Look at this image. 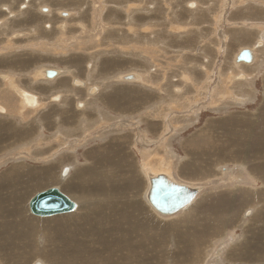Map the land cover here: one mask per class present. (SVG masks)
<instances>
[{
	"label": "rangeland",
	"instance_id": "374dc122",
	"mask_svg": "<svg viewBox=\"0 0 264 264\" xmlns=\"http://www.w3.org/2000/svg\"><path fill=\"white\" fill-rule=\"evenodd\" d=\"M59 10H68V16L59 15ZM1 20L0 73L10 75L15 88L37 98L34 108L24 105L14 88L0 79V105L5 110L0 112V264H71L65 256L73 255L62 250L56 252L58 260L50 259L54 247L50 237L46 241L39 233L42 222L37 220L68 214L77 207L50 216L34 215L28 208L30 198L48 187H58L76 206L82 197H92L89 201L98 209L104 198L128 200L125 208L135 211L131 223L153 228L145 242L134 241L135 260L130 264H264V258L243 261L238 254L245 242H255L254 231L264 242V221L256 218L264 211V179L247 170L248 165L251 171L258 169L254 162L232 160L222 149L230 129L226 120L264 114V0H0ZM62 23L63 29L58 27ZM144 27L149 30L141 31ZM46 37L54 42L49 49L43 45ZM76 37L81 44H72ZM38 38L41 44L35 49L31 44ZM243 47L253 49V65L234 63V55ZM107 65L115 68L104 70ZM42 67L56 68L60 75L50 80L33 77ZM240 69L250 85L233 77ZM130 70L141 72L146 85L116 81L117 72ZM85 84L92 85L91 94L97 95L87 96ZM12 105L17 108L11 110ZM159 120L166 132L154 136L146 131L147 123ZM157 124L155 133L161 131ZM204 131V145L190 141H198ZM130 137L133 145L128 144ZM144 138L148 144L142 147ZM143 148L157 154L153 163L159 161V169L154 172L174 174L176 181L195 186L189 205L172 215L159 214L150 206L145 199L149 170L141 163L148 160ZM196 163L207 169H197ZM239 164L245 168L239 169ZM63 167L68 172L71 167L65 179L60 175ZM52 178L53 183H48ZM64 182L83 191L68 192ZM242 191L246 196L262 194L250 199ZM221 206L227 215L238 209L235 222L218 229L197 254L191 252L180 262L172 253L181 241L196 236L187 222L195 218L193 226L199 228L213 217L212 212H221ZM150 221L157 227H150ZM227 248L236 251L235 258L227 260ZM82 250L86 253L76 248L81 254L76 264H97L95 256L86 257L88 248Z\"/></svg>",
	"mask_w": 264,
	"mask_h": 264
},
{
	"label": "bare ground",
	"instance_id": "6f19581e",
	"mask_svg": "<svg viewBox=\"0 0 264 264\" xmlns=\"http://www.w3.org/2000/svg\"><path fill=\"white\" fill-rule=\"evenodd\" d=\"M126 1V0H125ZM205 2V1H204ZM114 4V3H113ZM139 4V3H138ZM97 5V4H96ZM186 5V4H185ZM189 6L192 7L191 2L189 3ZM5 8V7H4ZM48 8V7H47ZM142 8V7H141ZM150 8V7H149ZM7 9V8H6ZM138 9V8H137ZM8 10V9H7ZM48 10V9H47ZM46 10V11H47ZM50 10V9H49ZM139 10V9H138ZM150 10V9H149ZM41 11H44L41 7ZM45 11V12H46ZM193 11V10H192ZM34 15V14H33ZM59 15L61 16H68V12H63V11H59ZM30 17V16H29ZM138 17V16H136ZM197 17V16H196ZM128 18V17H127ZM143 18V17H142ZM137 19V18H136ZM65 21V20H64ZM139 21V20H138ZM17 22V21H16ZM134 22V21H133ZM132 23V22H131ZM81 25V24H80ZM37 27V26H36ZM58 27H61L62 29L65 27L64 24L59 25ZM181 27V26H180ZM84 28V26H83ZM178 28V27H177ZM176 28V30H177ZM179 29V28H178ZM8 30V29H7ZM117 30V29H116ZM63 31V30H62ZM142 31V30H141ZM137 33V32H136ZM140 35V34H139ZM89 38V37H88ZM151 38V37H150ZM153 38V37H152ZM153 40V39H152ZM82 41V40H81ZM74 42V41H73ZM92 42V41H90ZM95 43V41H94ZM93 43V44H94ZM69 44V43H68ZM76 44V43H75ZM260 44V43H259ZM243 48H247V47H243ZM241 48V49H243ZM254 48V47H253ZM240 49V50H241ZM253 58L250 62H244V61H237L236 60V56L239 53V51L236 53V55H234L233 57V61L234 63L237 64H249V65H253L255 63L254 60V53H253V49L249 48ZM119 50V49H118ZM141 53V52H140ZM257 53V52H256ZM92 55H90L91 57ZM94 56V55H93ZM256 56V55H255ZM73 57V56H72ZM257 57V56H256ZM83 58V57H82ZM30 60V59H28ZM254 60V62H253ZM57 61V60H56ZM4 62V61H3ZM69 62V61H68ZM112 62V61H111ZM241 62V63H240ZM253 62V63H252ZM8 63V62H7ZM19 64L24 65L25 61L22 59H19L18 61ZM34 64V63H33ZM27 65V64H26ZM90 65V64H88ZM197 65V64H196ZM117 66V65H116ZM242 66V65H241ZM241 66H236V67H241ZM7 67V66H6ZM27 67V66H26ZM22 69V67H19V69ZM25 68V67H23ZM73 68V67H72ZM109 68V67H108ZM204 68V67H203ZM206 68V67H205ZM235 68V67H234ZM246 68V67H245ZM46 69H52L56 71V74L52 77H48L45 74V70ZM63 69V68H62ZM111 69V68H110ZM31 70V69H30ZM105 70V69H104ZM67 72V71H65ZM242 70L240 69L238 71V73H236V75H234L233 77L235 78V80L237 79H243V80H248V76L247 79L244 75V73H241ZM58 71L55 68H51V67H42L41 69H39L37 72H35L33 77H40L42 79H53L56 76H58ZM128 73H133L135 74L136 78L132 79V80H128V79H124L123 75L128 74ZM190 73V71H189ZM65 74V73H64ZM141 74V72H140ZM139 73L135 72V71H124V73H119L118 75H115V79L116 81L119 82H126V83H134L135 81L137 82H141L142 84H145V80H143V76L140 75ZM60 75V73H59ZM193 76V75H192ZM232 77V78H233ZM31 78V77H30ZM39 78V79H40ZM231 78V80H232ZM0 79H2L5 83V85H9L12 90L14 88L13 91H16L22 98V103L26 106H33L34 104H36V95L26 91L22 88H15L11 82V77L8 74H4V73H0ZM72 79V78H71ZM75 78L73 77V80ZM186 80V77H185ZM229 80V78H228ZM230 80V81H231ZM16 82V80H14ZM69 81V80H68ZM111 81V80H109ZM113 81V80H112ZM156 81V80H155ZM90 82V81H89ZM107 82V81H106ZM135 82V83H137ZM8 83V84H7ZM64 83V82H63ZM68 83V82H66ZM154 83V82H153ZM221 83V82H220ZM70 84V83H69ZM247 84H251L248 80ZM2 85V84H1ZM67 85V84H66ZM73 85V84H72ZM76 85V84H75ZM17 86V85H16ZM20 86V85H19ZM74 86V85H73ZM69 87V86H68ZM86 87V84H85ZM229 87V85H228ZM88 88V89H86ZM86 91L90 94H87V96H91V91L93 89L92 85H88L86 87ZM154 89V88H153ZM178 90H176L177 92L181 93V88H177ZM232 89V88H231ZM230 89V92H231ZM8 90V89H7ZM11 90V91H12ZM95 93H96V88L94 89ZM114 90V89H113ZM111 90V91H113ZM120 90V89H119ZM238 90V89H236ZM1 91V90H0ZM121 91V90H120ZM171 91V90H170ZM47 92V91H46ZM145 92V91H144ZM10 93V92H9ZM178 93V96H179ZM14 93H11V97ZM60 94V93H59ZM221 94V93H220ZM4 95V93H3ZM2 95V96H3ZM7 95V94H6ZM93 95H97V94H93ZM92 95V96H93ZM111 95V94H110ZM10 96V95H8ZM7 96V97H8ZM60 95H57L58 99H59ZM177 96V95H176ZM10 97V98H11ZM19 97V96H18ZM39 97V96H38ZM47 97V96H46ZM56 97V98H57ZM110 97V96H109ZM10 98L8 100H10ZM13 98V97H12ZM15 98V97H14ZM54 97H52V101H56ZM63 98V97H61ZM176 98V97H175ZM183 98V96H182ZM252 98V97H251ZM45 99V98H44ZM57 99V100H58ZM109 99V98H108ZM220 99V98H219ZM2 100V99H1ZM12 101V100H10ZM15 101V100H14ZM19 101V100H18ZM39 101V100H38ZM132 101V100H131ZM65 102V101H64ZM129 102V101H128ZM218 102V101H217ZM41 103V102H39ZM132 103V102H131ZM185 103V102H184ZM219 103V102H218ZM61 104V103H60ZM19 105V104H18ZM38 105V104H37ZM106 105V104H105ZM216 105V104H215ZM38 107V106H37ZM44 107V106H43ZM17 107L15 105L11 106V110L12 109H16ZM28 108V107H27ZM34 108V106H33ZM32 108V109H33ZM104 108V107H103ZM114 108V107H113ZM124 108V107H123ZM210 108V107H209ZM31 109V107H30ZM8 110V109H7ZM216 110V108H215ZM4 108L0 105V112L4 113ZM18 111V110H17ZM29 111V108H28ZM198 111V110H197ZM196 111V112H197ZM108 112V111H107ZM2 113V114H3ZM122 113V112H121ZM7 114H9V112H7ZM12 114V113H11ZM20 114V113H19ZM18 115V114H17ZM259 115V114H258ZM164 116V115H163ZM86 117V116H85ZM84 119V118H83ZM95 119V118H94ZM97 119V117H96ZM223 119V118H222ZM233 119V118H232ZM88 120V119H87ZM225 120V119H224ZM188 121V120H187ZM190 121V120H189ZM94 122V121H93ZM89 123V122H88ZM188 123V122H187ZM131 124V123H130ZM232 124H237V125H242L243 127L240 128H236L234 129V127H232ZM77 126V124H76ZM114 126V125H113ZM226 127H229L230 129H228L226 131L228 137L226 139V143L225 146H223L222 149L224 155H227L229 157H232V160H239V161H243V162H254L253 166L257 167L258 169H256L255 171H251L250 169L252 168L251 165L246 166L247 169L250 174H254L256 175L258 178H261L262 180L264 179V114L262 116H257L254 119L249 118V117H242V119H239V121L237 122H233L231 119L226 120ZM90 129V128H89ZM117 129V128H116ZM122 129V128H121ZM80 130V129H79ZM123 130V129H122ZM162 130V129H161ZM113 131V130H112ZM177 131V130H176ZM206 131V130H205ZM200 132L198 134V141H196V138L194 139H190L191 142H196L199 144L202 143L203 141H205V138L207 136V132ZM140 132V131H139ZM84 134V133H83ZM196 134V133H195ZM61 135V134H60ZM91 135V134H90ZM139 136V137H138ZM143 137V135H141ZM140 135H137V138H141ZM142 139V138H141ZM149 139V138H148ZM154 139V138H153ZM212 139V138H211ZM139 140V139H138ZM137 140V141H138ZM152 141V140H151ZM150 141V142H151ZM157 141V140H156ZM167 141V139H166ZM189 141V142H190ZM62 142V141H61ZM139 142V141H138ZM137 142V143H138ZM216 141L214 140L212 145H216ZM263 143V144H262ZM203 144V143H202ZM147 144H141L142 147L146 146ZM195 145V144H194ZM204 145V144H203ZM211 145V144H210ZM112 147V146H111ZM210 147V146H209ZM159 148V147H157ZM69 149V148H67ZM143 155H145L147 157L148 160L146 159H142L141 163L142 164H148L147 167H145V170H149L147 172V180H148V189L146 191V195H145V199L148 203H150V201L148 200V192L150 189V179L153 176H158L159 174L156 173V171L154 172L153 170H158L159 166V161H155L157 163H153V159L156 158L155 154H153L152 152L149 153L150 151L145 150V148H143ZM60 152V151H59ZM121 153V152H120ZM153 154V155H152ZM104 155V154H103ZM157 155V154H156ZM159 155V154H158ZM141 156V155H140ZM159 157V156H158ZM169 159V158H167ZM163 163H165L164 158L163 160H161ZM168 161V160H167ZM235 162V161H233ZM186 165V164H185ZM156 166V167H155ZM195 166L197 167V169H202V170H206V166L201 167V165H198V163L195 164ZM227 166V165H226ZM142 167V165H141ZM142 167V168H143ZM181 167V166H180ZM244 165L239 164L238 168L243 170ZM63 167L61 170L60 175L62 176V179H65L66 177H68L69 173H70V168H69V172H68V167ZM209 168V167H208ZM245 168V167H244ZM190 169V168H189ZM59 170V169H58ZM152 170V171H151ZM195 170V169H194ZM99 171V170H97ZM170 171V170H169ZM68 172V175L66 176ZM224 172V171H223ZM222 172V174H223ZM226 172V170H225ZM252 172V173H251ZM83 173V172H82ZM231 173V172H230ZM89 174V173H88ZM163 174V173H160ZM172 174V173H170ZM219 174V173H218ZM228 174V173H227ZM233 174V173H231ZM166 177H168L169 179H171L173 182L177 183V184H182V185H187L190 187H195V186H191L188 184H184L181 182H178L175 180V178L169 174H163ZM50 176V175H48ZM64 177V178H63ZM56 178V177H54ZM73 178V177H72ZM61 179V178H60ZM180 179V178H179ZM230 179V178H229ZM80 180V179H79ZM53 178L52 180H49L48 183H53ZM234 181V179L232 180ZM58 182V181H57ZM100 182V181H99ZM65 184V185H63ZM85 184V183H84ZM62 186L68 190V192H71V188L76 189L78 192H80L81 190H78L73 184H70V182H64L62 183ZM94 187V186H93ZM130 187V186H129ZM240 187V185H239ZM50 188V187H48ZM46 188V189H48ZM98 188V187H97ZM44 189V190H46ZM43 191V190H42ZM83 191V190H82ZM39 192V191H38ZM99 192V191H98ZM100 193V192H99ZM102 193V192H101ZM101 193L99 195H101ZM241 194H243V191L240 192ZM240 193H237V195H240ZM36 194V193H35ZM34 194V195H35ZM257 194L255 196H246V197H250V199L254 198V199H259V196L261 195ZM79 199L81 198V194H76ZM74 196V195H73ZM76 196V197H77ZM240 197L242 198L243 202H248L247 199H245L244 197ZM88 198V195L86 196ZM91 200L92 197H89ZM239 198V197H237ZM236 198V199H237ZM239 198V199H241ZM31 199V198H30ZM194 199V198H193ZM192 199V200H193ZM230 199V198H229ZM233 198V200H236ZM89 200L85 199L84 197L81 198L80 203L78 204V206H76V210H74L73 212H69L68 214H63V215H58V216H53L51 218H46V219H41L39 218L37 221L38 222H42L41 225V229L39 233L45 234L46 236V241L47 238L50 237L51 241H50V246L54 247V249L51 250L50 253V259L52 260H58V258L60 257L59 255H57V253H60L62 250L64 253H71L73 256H65L66 258L70 259V263L71 264H76V258H80V252H84L86 253L84 250L82 249H86L88 248L87 251V255L86 257H91V256H95L97 258V264H102V262H108V263H119L120 261L124 260L127 264H130L131 262H134L135 257H134V253L133 252V243L136 240H139V242H145V240L147 239L146 237V233H148L149 231H153L146 229L145 227H147V223H139V225H133L131 223V218L132 213L135 211H131L132 213L129 212L128 209L125 208V205L128 203L124 200L119 199L116 200L115 197H109V198H104L102 199V201L99 203L101 205V207L95 208V204L93 202H90ZM94 199H92L93 201ZM100 200V198H99ZM191 200V201H192ZM189 201L186 205H184L183 207L179 208L178 210L172 212V213H161L160 211H158L157 209H155V207L150 203V206L157 211L159 214L162 215H172L175 212L179 211L180 209L186 207L187 205L190 204ZM97 202V201H94ZM29 203V202H28ZM94 204V206H93ZM106 204V206H105ZM131 205V203H130ZM222 205V202H221ZM105 206V207H104ZM224 206V205H222ZM222 206H221V212H212L211 215H213L212 218H207L205 219V223L201 224V227L198 228V226H193L197 221L195 220H190V222H187V228H195L196 231V236L194 239L192 240H188V241H181L180 242V246H178L177 250H175L172 255L177 257V258H181L183 256L187 257L188 255H190V253H194L197 254L200 251V248L202 246L203 243L207 242L209 240L210 237H212L213 235H215V233L217 232L218 229L220 228H224V227H229L233 222H235V214L238 212V209H236L233 213L227 215L223 212L222 210ZM131 207H134L131 206ZM29 208V205H28ZM74 208V209H75ZM73 210V209H72ZM71 210V211H72ZM128 210V211H127ZM212 210V208H211ZM30 211V209H29ZM31 212V211H30ZM58 213H64V212H58ZM56 213V214H58ZM33 214V213H32ZM258 214V213H257ZM10 215V214H9ZM36 215V214H34ZM54 215V214H52ZM137 215V214H136ZM40 216V215H37ZM45 216H50V215H45ZM140 216V215H139ZM206 216V215H205ZM14 217V216H13ZM21 217V216H20ZM137 217V216H134ZM156 217V216H155ZM191 217H194L191 215ZM219 217V220H217V218ZM256 217V216H255ZM139 218V217H137ZM184 218V215H183ZM257 220L262 219L264 221V211L261 213L259 212L258 216L256 217ZM21 219V218H20ZM199 219V218H198ZM17 220V219H16ZM139 220V219H138ZM202 220V219H201ZM19 221V220H18ZM22 222V221H20ZM143 222V221H142ZM145 222V221H144ZM151 225L150 227H157L156 223L150 221L149 222ZM148 223V224H149ZM200 223V222H199ZM9 224V223H8ZM28 226L29 224L26 223ZM137 224V223H136ZM22 225V224H21ZM234 225V224H233ZM9 226V225H8ZM133 226V227H132ZM263 229H264V224L262 225ZM132 227V228H131ZM183 227V226H180ZM232 227V226H231ZM138 228V229H137ZM149 228V227H148ZM185 228V226H184ZM3 229H5L3 227ZM161 229V228H160ZM175 229V228H174ZM34 230V229H33ZM155 230V229H154ZM186 230V229H184ZM8 231V230H7ZM16 231V230H14ZM24 231V230H22ZM42 231V232H41ZM162 232L164 231L161 230ZM161 231H157L162 235ZM179 231V230H178ZM177 231V232H178ZM18 232V231H17ZM32 232V231H31ZM28 235V234H27ZM182 235V233H181ZM230 235V234H229ZM43 236V235H42ZM252 238L255 240V242L253 243H249V242H245L243 247L239 250L238 254L240 256V258L243 261H254V260H263L264 255H262L261 253H264V242L258 241L259 235L257 232H252ZM20 237V236H19ZM18 237V238H19ZM29 237V236H27ZM44 237V236H43ZM139 237V239H138ZM23 238V237H22ZM40 238H42L40 236ZM163 238V237H162ZM10 239V238H9ZM45 239V238H44ZM30 240V238H29ZM164 240V239H163ZM70 241H75L72 244H70ZM14 242V241H13ZM6 243V242H5ZM4 243V244H5ZM30 243V242H29ZM164 243V242H163ZM216 243V241L214 242ZM213 243V244H214ZM29 245V244H28ZM32 245V244H31ZM5 246V245H4ZM7 246V245H6ZM12 246V245H11ZM13 247V246H12ZM136 247V246H135ZM175 247V246H174ZM29 248V247H28ZM76 248L80 249V252L76 251ZM176 248V247H175ZM7 249V248H6ZM228 249V248H227ZM121 250H124V253H121ZM171 250V247H170ZM169 250V251H170ZM173 250V249H172ZM135 251V250H134ZM140 251V250H139ZM57 252V253H56ZM236 252V251H235ZM235 252L231 251V248L227 250L225 256L227 258V260L230 258H235ZM120 253V254H119ZM140 253V252H139ZM225 253V252H224ZM137 254V253H136ZM171 254V253H170ZM141 255V254H140ZM136 256V255H135ZM142 256V255H141ZM64 257V258H65ZM17 258V257H16ZM145 258V257H144ZM174 258V257H173ZM176 258V259H177ZM225 258V257H224ZM147 259V258H146ZM172 260V259H171ZM62 261V260H61ZM185 260L180 259V262H183ZM190 260H188L189 262ZM147 262V261H146ZM144 262V264L146 263ZM80 264V262H78ZM84 264H87L86 261L83 262ZM159 263V262H158ZM178 263V262H177ZM106 264V263H105Z\"/></svg>",
	"mask_w": 264,
	"mask_h": 264
},
{
	"label": "water",
	"instance_id": "95a60500",
	"mask_svg": "<svg viewBox=\"0 0 264 264\" xmlns=\"http://www.w3.org/2000/svg\"><path fill=\"white\" fill-rule=\"evenodd\" d=\"M253 55L249 48H243L236 56L237 61L250 62ZM45 74L52 77L55 70L46 69ZM136 75L128 73L123 75L124 79L132 80ZM148 200L161 213H172L191 201L196 194V189L187 185L177 184L163 174L153 176L150 179ZM31 213L45 216L58 212L71 211L76 207L73 199L60 191L58 187H50L39 191L29 200Z\"/></svg>",
	"mask_w": 264,
	"mask_h": 264
},
{
	"label": "crops",
	"instance_id": "0c3cea01",
	"mask_svg": "<svg viewBox=\"0 0 264 264\" xmlns=\"http://www.w3.org/2000/svg\"><path fill=\"white\" fill-rule=\"evenodd\" d=\"M59 11H61V10H59ZM67 11H68V10H67ZM259 12H260V11H259ZM34 19H35V18H34ZM1 21H2V20H1ZM1 23H3V21L0 22V25H1ZM33 23H38V25H40L39 23H41V22H39V21H34ZM14 24H15V23H14ZM62 24H64V23H62ZM58 25H60V24H58ZM64 25H65V24H64ZM39 27H40V26H38V29H42V28H43V27H40V28H39ZM176 28H177V27H176ZM176 28H175V29H176ZM178 28H179V27H178ZM178 28H177V30H178ZM140 30H149V28H148V27H144V28H142V29H140ZM16 34H17V33H16ZM44 39H45V38H44ZM76 39H77L78 41H75V42H73L72 44H73V45H77L78 43L81 44L82 41L80 40V38L76 37ZM38 40H39V38L37 39V41H36L35 43H32V44H31L33 47L36 46L35 49H38L39 45L41 44L40 41L38 42ZM45 43H46V44H45ZM75 43H76V44H75ZM43 45L46 46L47 49H49V48H51V47L54 45V42H50V41H49V38L46 37V41L43 42ZM0 46H1V45H0ZM44 46H43V47H44ZM0 53H1V52H0ZM29 63H30V62H29ZM29 63H27V64H29ZM108 67L110 68V65H107L106 67H104V69H107ZM113 68H115V67H111V69H113ZM55 69H56V68H55ZM111 69H110V70H111ZM100 70H103V69L100 68ZM130 71H131V70H130ZM114 72H115V71H111V72H108V73H114ZM121 73H122V72H121ZM117 74H119V72H117ZM134 83H135V82H134ZM175 89L178 90L177 88H175ZM158 91H159V90H158ZM159 121H160V122H159L158 124H157V123L152 124L151 122L147 123V125H146L145 128H146V129L148 128V130H146V131H148V132H150V133H153L152 135H154V136H161L160 133H161V132H166V131H165L166 128H165V125L162 124V120H159ZM156 124H157V125H160V130H161V129H162V130H161V131H158V132L155 133V132H153V130H154V126H155ZM149 128H150L151 131L149 130ZM143 134H144V133H143ZM143 134H142V135H143ZM145 134H146V133H145ZM145 134L143 135L144 137H145ZM145 138H146V137H145ZM145 138H144L143 143L146 142V141H145ZM154 138H155V137H154ZM152 139H153V138H152ZM133 140H134V139H132V138L130 137V140H129L128 144H130V145L132 144V145H133ZM147 140H148V139H147ZM147 142H148V141H147ZM147 142H146V144H148ZM113 143H115V142L113 141L112 144H113ZM109 144H110V143H109ZM149 144H151V143H149ZM118 145H120V143H118ZM136 145H137V148H139L138 146H140V143L138 142V143H136ZM130 147H131V146H130Z\"/></svg>",
	"mask_w": 264,
	"mask_h": 264
}]
</instances>
